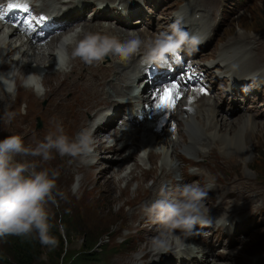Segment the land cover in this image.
Segmentation results:
<instances>
[{"label": "rangeland", "instance_id": "obj_1", "mask_svg": "<svg viewBox=\"0 0 264 264\" xmlns=\"http://www.w3.org/2000/svg\"><path fill=\"white\" fill-rule=\"evenodd\" d=\"M164 1L166 0L154 1L155 5L151 4V6H155L156 8H158V6H160L159 4H161ZM195 1L196 4H198L199 6L201 15L205 16V14L201 11L202 8L200 3H205L210 7V11L206 15H208L209 18L213 19L215 21L214 23L217 22L219 25L224 24L222 17L219 19L217 18V11L223 9V6L221 5L222 0H195ZM252 1L255 2L256 4L252 3V6H250L248 10H246L245 5L251 2V0H231L230 4L228 5V10L226 13L227 23L217 29V33L212 39V42L208 45L206 51H209L212 47L216 45L218 33H220L219 34L220 41L217 44V48L220 42L222 45L233 44L243 41L245 39L246 43L248 45L251 44V48L256 51L252 54V58H251L252 65L260 64V61L258 60L257 56L264 59V0H252ZM183 2L185 3V1ZM173 4L174 3L172 4L167 3L163 5L159 9V12L161 14H168L169 11L174 7ZM52 5L53 3L47 2V5L45 6L50 8L52 7ZM165 6L168 7L165 8ZM150 8H151L150 5H148L145 9L146 11L142 12L141 16H138L145 23L151 22L153 16L150 14H154L153 12L156 10L153 7L151 9H153L154 11L151 10L150 12L149 11ZM146 12L149 13V14L147 13L149 15L148 17H145ZM190 13L191 10L189 9V13H188L189 17H190ZM157 15H159L158 12L154 14V18H157L158 17ZM161 17L163 19V15H161ZM202 20L205 22V19ZM93 21L94 18L90 20V22ZM154 22H156L154 24L156 28H154V26L151 24H145L147 28L144 29H135L134 27H129L132 26L133 23L125 28L135 31L150 30L153 33L147 32V34L155 35L156 31L163 25V21L160 22V20H157ZM196 23L200 25L199 20ZM214 23H213L214 25L213 30L215 29ZM111 24L112 26L114 25L112 22ZM138 24L141 25L140 20L138 21ZM6 27H9V25L2 24L0 38L3 36L4 29ZM239 33H243L245 35H241ZM127 35L128 34H125V36ZM141 38L145 39V37H141ZM37 45L39 47L41 46L39 44ZM51 45L53 44L51 43ZM217 48L214 47L210 52L203 54L204 57L220 55ZM23 52L24 50H20L18 51V53L16 52L17 54L15 53V55L14 53L11 54L14 64L11 65V63L8 61V66L4 69V71H7L9 67H15V63L19 58H20L19 61H21L22 59L21 56L23 55ZM250 54L251 52H248V55ZM226 56L231 57L232 55H226ZM35 57L36 55L33 54L32 57L33 60L35 59ZM140 61L141 58L137 60V62ZM105 62H106L105 64H107L109 63V60ZM52 63L53 60H47V64H52ZM26 65H30V62H28ZM114 65L117 69H120L122 68L120 66H122L123 64L117 63ZM36 66H37L36 73L43 76V83L45 85L49 77V75H47L49 72L48 69L49 67L41 66L40 64H36ZM126 66H129V69L132 68L131 63H127ZM120 70L123 71L124 68ZM216 80L217 83L215 86V91L216 93H219L221 95V99L217 106L222 114L229 115L232 117H239L245 115V114L237 115L240 111H242L246 107L250 109L252 108V106H247L248 104H252L251 101L243 103L239 101V97L241 98L240 95L238 96V101H237L236 98H233L230 94H228V92L231 91V87H232V85L230 84L231 82L230 79L221 76L218 78L216 77ZM250 83H254V81L252 80L250 81ZM18 84L19 85H17V90L21 87L19 82ZM254 84L255 86H258L260 85V82ZM45 88H46V93L44 97H47L50 95V91L46 86ZM21 90H24L23 94L20 93L22 96H24L28 100H33L35 94L31 90L24 88ZM31 95L32 97H30ZM39 97L43 99V96H39ZM67 97L69 98L70 96ZM17 102H21V100L18 99ZM47 102H51L48 104L49 108L45 107L47 105ZM23 104L24 103L21 104L20 108L22 107ZM41 105L45 109V114L41 117L43 126L40 130L42 134H45L47 132L46 123L48 124L49 122L45 119V115L51 111V109L54 106V103L52 98L50 97V99L44 98L41 101ZM117 109L118 108H116V110ZM0 110H4V108H0ZM259 112L264 113V104H260ZM26 116L30 118L36 117V115L31 116L30 114H27ZM90 118H89V122L92 123L90 121ZM256 119L259 120L260 123H264V120H261L260 116L257 115ZM51 120L53 121V118H51ZM232 124H235L234 126L238 127V124L236 122L232 121ZM66 125L67 124L64 122L63 127L64 126L66 127ZM146 126L148 125L146 124ZM30 127H31L30 124L25 118H13L11 122H9L7 118L3 116V113L0 112V131L20 134L23 137L26 146L35 145V140H37L35 139L36 135H34L31 132ZM130 127L132 128V131L139 129V127L133 124H131ZM258 127L259 128L255 129L252 133V136L250 137L251 140L250 143L254 150L252 154L248 156L246 161L243 162L242 159L239 158V156H236L237 159L239 158L238 161L232 160L231 158L233 157V155L230 156V153H225L223 151L220 152L218 150H217L218 155L208 156L210 160L214 159L217 156L219 157L217 158V160L223 163L221 167H218L219 171L215 172V176L217 177V179L219 181H221V179L223 180V185L225 184L226 178L234 176L228 181H230L229 184H234V185L236 184V185L233 187L234 189H230V188L228 189L235 192L242 191L241 182L237 181V179H243L245 183L251 185V189H253L251 192L252 197L250 198V201L252 202L251 212L255 211L254 196H261L262 198H264V178H262L260 181H251L249 178L246 177V176H250L254 179L256 178L257 174H264V124H259ZM171 128L173 129V126L163 128L164 130L162 131V135L166 136L165 134H167L169 136V138H167L166 141H168V139H171L172 137ZM32 129L34 130V123H32ZM67 129L69 131H75V129L72 130V128L67 127ZM141 131L147 132L145 129H142ZM180 131L182 132V135H186V133H188L187 128H184ZM66 133L70 137H73L71 136L70 133L68 132ZM147 139L148 137H144L143 135H141L139 138V142L147 141ZM174 139H176L175 136H173V140ZM203 139L200 140L202 141ZM107 141L110 142V139H108ZM145 147L147 148H145L146 149L145 151L143 150L140 153V159H139V163L142 169L137 170L136 172L137 177L133 179L130 184H128L129 181L126 179V176L130 173L131 169L133 168V162H134L133 160L128 165L125 166V169L123 171L121 172L118 171L119 165L116 164L112 166V168H109L106 172H104L103 176H101L102 173L99 172L100 168H95V171H91L90 167L87 168L84 166L86 162H92L89 159L84 162L80 158H78V160H74L66 156L65 160H62L61 156H59L55 152L53 153L54 159L48 161L42 166L55 168L59 172V176L56 181L57 189L65 193L64 199H59V197L57 198L58 205H52V204L46 205V208L50 216V224L52 225L51 234L56 238L57 244L54 248L42 246L37 239L31 237L35 242V250L33 255L31 256L32 262L30 264H64L68 261L70 262L77 254L80 253L82 249L83 243L86 238L82 230L87 231L86 234L87 237L91 235L95 239V237L101 236V238L99 239L100 240L99 251L101 252L102 247H104V249L107 250V254L105 258L106 261H104V264H116L114 260L115 258L126 259L128 256H131L133 258H138L142 256L143 259L145 258L147 259V257L148 258L150 257V254H148V252L151 251L144 246V241L146 240L147 237L154 235L151 233L153 232L152 229L155 226L152 227V224H149L150 221H147L148 223L144 224L145 230H142V232L137 233L138 232L137 226L139 225L138 222L136 220L134 221L130 216L129 210L131 209V204L127 203V201L133 199L134 197L139 196L140 193H143L141 192V183H139V181L141 182V179L144 176L142 170H152L153 168H157V173H155L154 170H152L153 176H156L157 178L160 179H167L165 183H168L171 181L169 176V170L172 173L174 172V175L171 174L172 175L171 178L175 176V179H181L182 174L189 173V172H183V170L188 171V167L194 166L195 164H191L187 160L178 159L176 157V154L173 152L172 154H174L173 155L174 157L171 155V153H169L168 156L165 155L166 152L164 150L163 145L160 142H158V145L157 143L153 145L152 142L151 144L148 142L146 143ZM126 148L128 149V152L123 154L122 156H119L121 154V151L125 150ZM138 148H140L139 144H138ZM151 148H153L159 154V157L156 162H154L151 159L152 165L148 169H146L150 164L149 159L147 158L148 157L147 150L149 149L151 150ZM209 149L210 148L208 147L203 150L208 152ZM132 150H133V146H128V147L125 146L120 151L118 156L115 155V158H121L127 156L132 152ZM111 151L113 150H110V152ZM176 152H179V150H176ZM188 153H192V152H188ZM181 154H183L186 157L197 160L193 156L187 155L186 153H181ZM96 156L98 157L97 160H99L100 157L99 153H96ZM17 159H21V157H17ZM35 159L39 160V158H35ZM198 160H202V157ZM207 166H209L208 163ZM199 167H205V166H199ZM179 170L181 172V176ZM204 170L206 171V175H208L209 169L204 168ZM200 176H204V175L201 173ZM193 182L196 181L194 180ZM153 183H154L153 178L147 179L144 182L146 187H151ZM161 185L164 184H160V187ZM74 186H75V192H73ZM214 187L215 188L213 189V191L217 193L220 187L216 184L214 185ZM223 188L224 187H222V189ZM243 191H246V189ZM220 193H222V190L220 191ZM219 199L220 197L217 198V200ZM135 200L137 201V198H135ZM140 201L141 199H138L139 203ZM206 201L208 207H211L214 203L212 199H208ZM216 205L217 204L213 205V207ZM217 206L214 208L218 209ZM234 208L236 209V207L232 205V202H229V203H225L219 209L231 210ZM66 216H68L67 219ZM143 216L144 214L142 215V217ZM65 221L67 224V228L65 227ZM141 225L143 226L142 223ZM210 228L215 229L214 227H210ZM225 231L226 229L224 228L223 233L216 234L215 236L216 240L214 241L216 253H218L219 255L224 254L223 256L225 261L227 260L234 264H251V263L264 264V257L258 258L256 256L258 252L264 250V203L262 204V206L259 207V212L257 214L249 215L241 220L237 219L235 222V228L233 232L227 233ZM106 233L110 234L109 237ZM12 237L14 238L15 236H6L0 238V257L2 256L6 258L8 257V260L10 261V262H5L3 259L0 258V264H17L14 261V259H12L13 256L9 253L11 250L10 248H11ZM123 239L128 240L126 243V248L122 249L121 251H117L113 253L112 247L115 244H117L118 241H122ZM194 240L197 239L192 237L188 241V244L195 245ZM135 250L137 251L135 252V254H133ZM173 256L175 257L173 253L166 255L165 258L166 264H175L173 263ZM176 256L177 257H175L174 259L176 260L177 264H180V259H179L180 255H176ZM206 258H209L210 264H214V260L213 262L211 261L212 259L211 256H206ZM159 259L161 260V258ZM146 264H153V262L150 263L148 262ZM222 264H226V263H222Z\"/></svg>", "mask_w": 264, "mask_h": 264}, {"label": "bare ground", "instance_id": "obj_2", "mask_svg": "<svg viewBox=\"0 0 264 264\" xmlns=\"http://www.w3.org/2000/svg\"><path fill=\"white\" fill-rule=\"evenodd\" d=\"M4 1V0H0ZM60 3V5H57L55 2ZM96 1V0H95ZM101 1V5L95 6L94 9L95 12L93 16L94 18L93 22L85 21L84 26L90 30L93 31H100L103 33H106L108 35H112L117 37L120 40H125V34H128L129 30L127 27L128 25L132 24V21L126 20V16L111 12L112 4L115 5V3L119 4H127L129 2L125 0H99ZM49 3H53L52 7H46L45 5H39L38 8L40 11H46L49 12L51 15L54 16V20L57 23H61L60 27L61 29L67 30V28L72 26V23L70 21V14L72 12L77 13H83L84 7L83 2L84 0H71L69 3L64 4L62 0H49ZM145 2L152 4L154 0H145ZM214 4V3H213ZM232 4V3H231ZM160 5V4H159ZM168 6H165L167 8ZM187 8L191 10L190 17L192 20L197 22L200 21V25L204 26L206 24V21L204 22L202 19H205L208 15H201L199 6L196 4L195 0H189L187 3ZM154 11L150 8V11ZM237 11V10H236ZM239 11V10H238ZM142 12H145L142 7H135V8H128V15L131 16H141ZM241 12V11H240ZM237 13V12H236ZM239 13V12H238ZM199 14V16H197ZM236 15V14H235ZM149 15L146 13L145 17H148ZM160 20V19H159ZM116 22L112 26L111 22ZM162 20H160L161 22ZM136 22V20H135ZM143 22V20H141ZM144 24H151L154 26L156 22H148ZM3 21H0V33L2 29ZM212 27L213 30V23L209 25ZM10 27V28H9ZM4 29V34L0 38V71H4V69L8 66V61L12 64H14L13 58L11 54L18 52L20 50H24L23 55L17 60L15 63V67H19L22 72L29 73V72H37L36 64H40L41 66H47L49 67V72L47 75H49L48 80L45 83V86L50 91V97L53 100L54 106L51 109V111L45 115V119L47 121L52 122V126L54 127L55 121H59L62 124L65 122L67 125L66 127L75 129V130H81V129H87L90 131L93 135V137L96 140V146L95 151L96 153H99L100 157L99 160L96 162H93L89 167L91 171H95V168H100V171L102 173L101 176H103L104 172H106L109 168H112L114 165H119L118 171H123L125 169L126 163L130 160H133V168L131 169L130 173L126 176V179L129 181L128 184L131 183L133 179L137 177L136 172L138 169H142L139 161L136 159L138 155V144L130 145L133 146L132 152L124 157L121 158H115V155H119L121 151L120 146H108L106 144V141L104 139L105 132L108 130L109 125L112 123L113 118L115 116V112L117 111L116 108L119 106L121 108L123 105L128 104L130 102H133L134 99L137 101L141 98H144V94H142L141 91H137V89H133V86L136 83V79H141L142 82L146 81L145 79L148 78L146 74V69L149 67V64H142L141 62H137L138 59H136L135 55L131 56V61L126 62L123 61L122 64L126 65L127 63H131V71H134V77L129 79L128 72L122 71L120 69H117L114 64H117L115 59H109V63L103 64L100 62H96L92 65H87L80 61L79 59H76L72 61V67L70 71H62L53 69V66L57 63L56 56H55V46L57 44L58 37L56 39V44L54 45V42H46L42 45L40 42H36L33 39H23L21 34H18L17 29L9 26ZM135 31V30H134ZM141 37H145V39L150 38L154 35H148L147 32H151L150 30H138L136 31ZM153 33V32H151ZM241 35H245L243 33H239ZM209 35L211 37V33L209 32ZM240 39V38H239ZM244 39V38H243ZM242 40V38H241ZM245 40V39H244ZM243 40V41H244ZM246 43V40L244 41ZM38 43L41 45L40 47L36 44ZM51 43L53 45H51ZM236 44V43H233ZM233 44H224L223 47H228ZM54 46V50H53ZM44 48V49H43ZM29 54V55H27ZM33 54L36 55L35 59L33 60ZM20 55V54H19ZM216 56V55H214ZM220 60V66L219 68L225 69V71L234 70L233 64L230 60L232 57L222 56L221 54L218 55ZM250 56V55H249ZM248 56V57H249ZM114 58H118V60H122L118 56H113ZM258 60L260 62L264 63V59L258 57ZM47 60H53L52 64H47ZM249 61V59H247ZM28 62H30V65H26ZM24 64V66H23ZM47 64V65H46ZM120 64V63H119ZM219 65V62L216 63L215 61L211 62L209 64V68L207 71V74L209 72L212 74L214 72V66ZM200 67V65H198ZM250 73L246 72H238L237 70H234L231 74L232 77L236 76H247ZM19 80H17V85ZM140 84L137 85V88ZM23 87H20L17 90V93L15 95L16 101L20 99L21 101H24L27 107H29L31 112H37L39 110L40 102L42 101V98L37 96L36 94L33 97V100H28L21 94L24 93ZM30 90V89H29ZM260 89L257 88V91ZM21 93V94H20ZM244 95L248 94V88H244L243 91ZM256 89H252L250 91L249 96L247 98H253L255 102H257L261 97L257 96ZM67 94H70V97H67ZM30 95V94H28ZM32 97V95L30 96ZM212 102H210L211 98ZM208 96H194L195 103L192 104L193 107L186 106V108H182L180 113H173L174 115V125H175V131L172 133L171 139H168L169 136L165 134L166 136L162 135V131L164 130V127H168V123L163 125L162 127H159L157 125V122L154 125H143V120L139 121L138 124H136V120L132 121L133 125H136L139 127L138 130H134L136 132H140L142 129H145L147 132L151 133V140L150 142L155 143L160 142L164 150L166 152L165 155H171L173 156L175 153L180 160H187L191 164L199 165V166H207V163L209 164V167L211 168L212 172H217L218 167L222 166V162L217 160L219 157H215L214 159L210 160L209 158L205 159L204 161L198 160L202 156L199 155V158L197 160H194L192 158L186 157L183 154L179 156L177 154L176 150H181L184 148L183 145H188V151L192 152V147L188 140L190 139V142H195L197 144V138L193 135L197 134L199 132L200 139H203V137H206V135L212 137L211 141L212 143H218L216 147H212L211 150L208 151V156L210 155H218V151H223L225 153H230V156L233 155L231 158L232 160H237L239 158L242 159V161H246L249 155L253 152V147L250 143V137L252 136V133L255 129H258L260 123L259 120L256 119L257 115H250L245 114L239 117H231L229 115H224L221 113L217 106V100L216 95L212 93ZM189 99V97H185L183 100V103L186 102ZM6 100V97H2L0 99V103L4 102ZM55 101V102H54ZM213 103V104H212ZM0 104V108H4ZM185 104V103H184ZM183 104V105H184ZM113 107L114 113H104V110ZM222 109V108H221ZM52 110L55 111L53 116H51ZM0 112H4V110H0ZM31 116L35 114H30ZM4 116V115H3ZM102 116V117H101ZM95 118V117H101L99 120H96L92 123L89 122V118ZM53 118V121L51 120ZM173 118L170 117L169 121ZM229 123H228V121ZM155 120V119H154ZM232 121L236 122L238 124V127H235V124H232ZM231 122V123H230ZM172 127V124L170 125ZM263 126V125H262ZM184 128L188 129V133L186 135H182V132L180 130ZM172 129V128H171ZM178 130V131H177ZM75 131H72L74 133ZM111 134V137L115 140L116 145L119 144V141L121 139V133L115 132ZM110 135V134H109ZM254 135V134H253ZM73 136V135H71ZM173 136H175L176 139L173 140ZM177 136V137H176ZM74 137V136H73ZM183 138V139H181ZM256 138V137H255ZM217 139V140H215ZM184 140V141H182ZM199 140L198 142H200ZM108 150H113L109 151ZM203 150V149H202ZM218 150V151H217ZM150 157L151 159L156 162L159 154L155 150H150ZM236 156H239L237 159ZM174 157V156H173ZM74 160H78V158H72ZM124 167V168H122ZM102 168V169H101ZM117 170V168H116ZM155 173H157V168H153ZM152 170H143L144 176L141 179V192L139 196L134 197L133 199L127 201V203L131 204V209L129 210V214L132 217V219L138 222L137 229L138 232H142V230H145V225L149 221L147 217L143 216V213L141 211V205L150 202L156 197V193L159 190L160 184H164V182L167 181V179H160L156 176H153ZM168 171V170H167ZM143 173V172H142ZM203 174V172H199L196 174V176L199 178V184L202 187H205L206 177L200 176V174ZM171 171L169 170V176L171 178ZM189 175L187 176V178ZM226 178L225 184L221 186L219 191L222 190V197H220L219 200L215 197V193L212 191L210 192V197L208 199H212L214 202L213 204H217L218 212H227V213H234L235 216L243 217L244 215L251 213L252 208V202L250 201V198L252 197L251 192L253 189H251V185L248 183H245L243 179H237V181L241 182L242 191L241 192H235L231 191L230 189H234L233 187L236 185L229 184L231 178ZM147 178H153V185L151 187H146L144 182L147 180ZM228 181V182H227ZM234 181V180H233ZM171 184L174 186L178 183L176 181L171 180ZM165 185V184H164ZM162 186V185H161ZM222 187H224L222 189ZM230 188V189H228ZM226 189V190H225ZM246 191H243L245 190ZM207 190V188H206ZM217 191V192H219ZM137 198V201L135 200ZM233 198V200H232ZM138 199H141L140 203L138 202ZM206 199V200H208ZM241 201V202H239ZM232 202L237 203L236 209H226V210H220L225 203ZM213 206V205H212ZM214 206V207H216ZM210 209V212H212V208L208 207ZM228 208V207H227ZM215 210V209H214ZM143 224V226L141 225ZM142 226V227H141ZM155 226V225H154ZM153 232L151 234H155V227L152 229ZM197 240H194V244H188L189 247L186 251H184L180 255V264H208V258L206 256H210L212 254L211 248L207 245L208 241L205 238L201 237H194ZM240 252V251H239ZM171 252H169L170 254ZM150 254V257L147 259H143L142 256L138 258H133L131 256H128L126 259H117L115 258L116 264H146L149 260H154L157 257L163 256L164 254L159 253H153L148 252ZM224 255V254H223ZM161 262H163V259H161ZM234 264L229 261H225L224 257L218 256L214 264Z\"/></svg>", "mask_w": 264, "mask_h": 264}, {"label": "clouds", "instance_id": "obj_3", "mask_svg": "<svg viewBox=\"0 0 264 264\" xmlns=\"http://www.w3.org/2000/svg\"><path fill=\"white\" fill-rule=\"evenodd\" d=\"M199 43L200 38L185 30L180 20L152 38L142 39L136 31L130 30L125 40L75 24L58 34L56 68L70 71L76 59L92 65L108 56L126 60L136 54L141 55L142 64L163 66L170 60H178L183 48L195 49ZM17 80L21 87L37 96L46 91L43 76L36 72L24 73L19 67L0 71V86L13 99ZM3 115L11 122L16 113L5 105ZM54 123V129L48 131L43 140H35L34 147L26 146L18 133L0 139V238L34 237L42 246L50 248L57 244L51 234L46 205H58L57 198L64 199L65 193L57 189L59 172L42 165L54 159V152L61 157L87 161L93 157L97 142L87 129L70 137L61 122ZM210 189L206 190L198 182L174 187L162 185L153 200L141 205L144 216L155 225V234L146 238L144 246L153 253L182 254L189 247L188 241L199 235L198 227L227 226V216L213 218L210 215L205 203Z\"/></svg>", "mask_w": 264, "mask_h": 264}, {"label": "trees", "instance_id": "obj_4", "mask_svg": "<svg viewBox=\"0 0 264 264\" xmlns=\"http://www.w3.org/2000/svg\"><path fill=\"white\" fill-rule=\"evenodd\" d=\"M67 218L68 216H66V219ZM65 227L67 228L66 221ZM82 232L85 234L86 238L80 253L77 254L70 262L68 261L64 264H104V261H106L105 258L107 250L102 247L101 252L99 251V239L101 238V236L95 237L94 239V237H92L91 235L88 237L86 236V230H82ZM106 234L109 237L110 234ZM11 239V250L9 253L13 256L12 259H14L17 264H30L32 262L31 256L33 255L35 250L34 240L31 237L17 236H15L14 238L12 237ZM0 258L3 259L5 262H10L8 260V257L6 258L2 256Z\"/></svg>", "mask_w": 264, "mask_h": 264}, {"label": "snow or ice", "instance_id": "obj_5", "mask_svg": "<svg viewBox=\"0 0 264 264\" xmlns=\"http://www.w3.org/2000/svg\"><path fill=\"white\" fill-rule=\"evenodd\" d=\"M9 8H19V4H9ZM27 8V5H24ZM178 83H170L169 86L164 87L162 93L159 95L158 108H172L175 106L176 98L180 95Z\"/></svg>", "mask_w": 264, "mask_h": 264}]
</instances>
